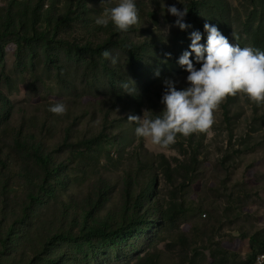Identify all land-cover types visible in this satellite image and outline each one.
Here are the masks:
<instances>
[{"label": "rangeland", "instance_id": "374dc122", "mask_svg": "<svg viewBox=\"0 0 264 264\" xmlns=\"http://www.w3.org/2000/svg\"><path fill=\"white\" fill-rule=\"evenodd\" d=\"M178 2L137 0L140 23L120 35L138 47L133 68L120 46L108 49L115 64L95 50L115 34L95 21L118 0H0V26L9 15L31 34L36 21L44 34L20 46L15 34L0 41V238L15 224L4 264H246L251 257L250 238L264 229V104L243 93L227 97L207 133L178 134L166 149L137 137L127 114L150 118L148 99L162 94L164 77L185 86L176 60L205 22L241 48L254 47L255 33L264 41V0ZM173 3L188 10L187 31L171 27L165 4ZM164 52L172 53L168 62ZM57 102L67 106L64 115L48 110ZM155 110L154 118L162 115V105ZM179 144L190 146L189 156ZM36 155L50 157L48 170ZM86 221L123 230L89 237Z\"/></svg>", "mask_w": 264, "mask_h": 264}, {"label": "clouds", "instance_id": "9594fccd", "mask_svg": "<svg viewBox=\"0 0 264 264\" xmlns=\"http://www.w3.org/2000/svg\"><path fill=\"white\" fill-rule=\"evenodd\" d=\"M102 2L112 4V0ZM165 8L167 14L175 17L171 27H177L182 32L192 27L185 22L186 8L180 9L175 3L165 4ZM139 13L137 0H118L114 6L105 8L95 23L103 27L112 24L116 32L126 34L140 23ZM203 28V33L198 29L189 32L190 43L176 60L186 73L185 86L178 88L179 82L171 77H164L161 81L162 115L149 118L127 114V120L137 125L136 136L150 139L152 145L166 149L177 142L178 134L189 137L194 133H207L214 124V111L227 97L243 93L257 106L264 104V51L230 43L213 24L205 22ZM204 33L207 36L202 43ZM102 56L113 64L117 63L108 50ZM171 58V52H164L161 60L168 62ZM154 75L161 76L159 67ZM122 88L128 95L134 91L127 83L122 84ZM48 110L56 115H64L67 106L57 102ZM146 111L142 109L143 113ZM260 259L257 258L258 264Z\"/></svg>", "mask_w": 264, "mask_h": 264}, {"label": "trees", "instance_id": "16d2710c", "mask_svg": "<svg viewBox=\"0 0 264 264\" xmlns=\"http://www.w3.org/2000/svg\"><path fill=\"white\" fill-rule=\"evenodd\" d=\"M42 0H38V2H41ZM16 2V1H15ZM82 5L83 7L86 6L85 3L80 2L79 5ZM71 10V9H70ZM72 12V11H70ZM153 15V13H152ZM69 18V11L68 13H66V15L61 18V21H67ZM36 21L33 23V34H31V30L28 29V27H26L23 23H20L19 26H15L14 24H12V20L11 17L9 15L6 16V18L4 19L3 23H1L0 26V41L7 38L10 35H17L20 37V39H14V43H16L18 46L21 45L22 40H30L32 38H41L44 36L43 33H39L38 35V31L36 28ZM112 31L115 32V34L112 33V35H115L117 38L113 39L112 35H110V37L107 39V41L103 42V43H99L96 45L95 50L98 53H103L105 50H108L111 46H120L123 49H126L127 51H129L130 53V64L133 68H135L138 64L139 59V55H138V47L136 44L134 43H128L126 39H124V37H120L121 33H118L114 30V27L112 29ZM253 43H254V47L260 49L261 51L264 50V41L261 40L260 38V34L255 33L253 34ZM6 43V41H5ZM91 46V43H87V45H84L83 47H81L82 49H89ZM261 46V47H259ZM0 53L3 55L4 51H3V45L0 46ZM160 94H157L155 96L154 99L149 98V106H148V112L150 115V118H154L153 116V112H156L155 109L161 107L160 104ZM2 98V94L0 93V99ZM5 102V101H4ZM24 143L21 141V139H16L15 141V145L16 146H22ZM179 147V149L181 150V153H185V156H189L190 155V150L188 149V147L190 148V146H187V148L185 147L184 144H179L177 145ZM35 148V147H34ZM35 160L36 163L39 164L42 168L47 169L49 167V163H50V157L47 156H43V155H36L35 156ZM57 171L56 167H54L53 173L55 174ZM167 175L170 176L172 175V171L173 168L171 166V164H168L167 169L165 170ZM28 172V171H27ZM29 173V172H28ZM51 177V172H47L45 175V178H49ZM34 177H31V179ZM38 189L40 192H47V187L45 183H40L38 185ZM2 190L5 191L7 190V187L3 186ZM35 195L33 192H31L28 195V199L29 200H35ZM87 214V216H91L92 212L88 211V210H84ZM4 226V224H0V232H1V228ZM110 224L108 222H101L99 226H89L87 221L84 222V224L81 226L82 227V232H84L87 236L91 237V236H96V237H103L104 239H108V238H112L114 235L119 234V232H122L123 229H120L118 231H108L107 228H109ZM7 230V232H4L6 234V237L1 235L0 238V245L2 246V249L0 250V264H4V255L5 252L8 250V247L13 244L14 240L12 238V235L14 233L15 230V224L12 223L9 226H6L5 228ZM57 237V236H56ZM55 237V238H56ZM57 238H63V236H58ZM253 246H254V250L253 253L251 255V257L248 259L246 264H252L257 255L263 254L264 255V229H262L261 231H258L256 233H254L251 238H250ZM32 260L29 261L27 264H31Z\"/></svg>", "mask_w": 264, "mask_h": 264}, {"label": "built area", "instance_id": "2783aa9c", "mask_svg": "<svg viewBox=\"0 0 264 264\" xmlns=\"http://www.w3.org/2000/svg\"><path fill=\"white\" fill-rule=\"evenodd\" d=\"M258 257H261V259L259 260V264H264V255H257L255 261L252 264H258Z\"/></svg>", "mask_w": 264, "mask_h": 264}]
</instances>
